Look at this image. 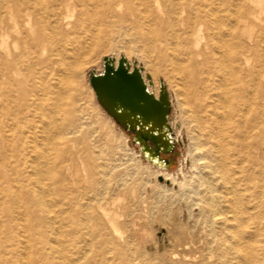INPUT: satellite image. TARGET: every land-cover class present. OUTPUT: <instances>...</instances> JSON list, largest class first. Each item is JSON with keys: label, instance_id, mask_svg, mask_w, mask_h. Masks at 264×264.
Segmentation results:
<instances>
[{"label": "rangeland", "instance_id": "374dc122", "mask_svg": "<svg viewBox=\"0 0 264 264\" xmlns=\"http://www.w3.org/2000/svg\"><path fill=\"white\" fill-rule=\"evenodd\" d=\"M148 1L149 7L161 15L163 29L173 28L177 33V38L169 40L167 55L182 62L186 55L180 50L179 40L185 37L201 70L216 63V83L221 78V67L229 63L228 44L238 32L245 45L242 65L251 71L252 80L246 82L248 91H260L264 80V0H225L219 27L213 22L207 29L200 22L194 24L184 10L175 12L171 0ZM3 2L12 3L0 0V12ZM211 6H219V0H211ZM244 6L253 11L246 17ZM219 16L211 20L217 21ZM69 19L65 28L70 36L65 45L72 47L73 37L78 34L82 47L79 53L65 57L64 81L56 74L51 77V82L65 89L61 99L46 100L58 104V111L51 107L50 117L32 109L19 115L18 88L10 90L7 83H0V188L6 189L0 192V201L9 212L2 217L3 224L0 222V239L6 247L0 252V264H264V165L260 172L263 191L257 196V207L247 213H234L219 197L220 214L210 225L200 223L198 204L208 197L207 178L214 180L217 189L223 185L220 165L211 161L209 168L205 164L210 156L218 157L211 147L216 138L213 130L224 128L211 130L202 121L201 129L196 126L192 119L197 111L193 88L179 80L171 63L159 62L163 55L161 42L153 33L110 13L104 16L99 5L93 15L83 13L75 28L70 26L74 16ZM14 22L15 18L8 21L10 25ZM88 26L89 34H85ZM22 30H27V25L9 28L7 44L0 47V53L8 59L22 48L12 41ZM2 35L0 29V39ZM121 54L130 64L135 61L142 67L154 94L158 93L160 80L166 87L173 137L167 166L142 158L139 145L132 143L131 135L102 109L89 84L88 72L102 70L103 56L116 60ZM19 64L23 74L14 72L10 76L28 86L24 78L26 61ZM54 65L57 67V62ZM66 108L71 111L63 115ZM215 109L220 118L218 126L222 127L223 108L219 105ZM67 120L75 126L68 128ZM64 141L67 151L61 153ZM59 156L65 157L64 178L60 190L54 193L47 171L55 170ZM37 198L41 206L35 202ZM101 209L110 216L113 227L101 215ZM234 214L237 220L228 219L227 224L237 228L243 239L239 241L237 235L227 232L226 243H208L212 235L219 236V226L224 225L219 223L222 217ZM137 219L145 220L143 230L136 228ZM220 251L223 255L219 257Z\"/></svg>", "mask_w": 264, "mask_h": 264}, {"label": "bare ground", "instance_id": "6f19581e", "mask_svg": "<svg viewBox=\"0 0 264 264\" xmlns=\"http://www.w3.org/2000/svg\"><path fill=\"white\" fill-rule=\"evenodd\" d=\"M240 1L237 0L238 3ZM249 1L252 2L253 0ZM11 2L7 4L3 2L1 6L0 29H2L3 35L0 39V47L2 44L5 46L7 44L9 28L25 24L27 25V30H22L18 37L12 38V41L15 44L20 43L22 48L18 53H13L11 59H8L3 52L0 53V83H7L10 90L13 86L15 87L14 89L18 88L16 89V93H18L16 97L20 106L19 115H25L32 109L37 110L40 116L50 117L49 110L51 107H55V110L58 111L59 108L56 107H59L58 104L51 105L46 100L56 97L61 99L65 89L62 90L59 85L51 82V77L56 74L64 81L67 77L62 74L63 70L66 71L65 57L73 53H79L82 47L78 34L73 37L74 45L66 47L65 41L69 38L70 33L65 27L69 24V18L74 16L70 26L75 28L77 26L76 22L80 20L83 13L93 15L96 12L97 5H99L103 10L104 16L105 12L107 14L110 13L111 16L117 17L123 22L127 21L129 24H134L139 30L153 33L157 37L159 42H161L159 50L163 54L160 56L159 62H162V64L165 61L171 63V69H173V73L177 74L179 80L186 82L193 88L197 111L192 116V119L197 122L196 126L198 128H202L201 121L205 122L206 127L211 130L213 128H224L223 130H213L216 138L215 143L211 147L213 151L218 153V157L210 156L211 159L205 164L209 168L212 166L211 161L220 165L223 185L221 189H217L214 187V180L210 177L207 178L206 184L209 194L208 197L201 199V203L198 204L199 222L210 225L214 216L220 214L217 207L219 197L226 203L227 210L234 211V213H247L249 209L258 206L257 196L263 191V185L260 184V172L264 165V80L260 86V91L257 93L248 91L249 87L246 82L252 80L251 71L242 65L244 59L246 60L245 57L241 56V51L245 48V45L242 44L238 32L233 35L230 44H228L227 55L229 63H224L223 67H221V78L219 83H216L214 78L218 71L216 63H211L205 70H201L199 67L200 62L195 59V53L187 46L185 37H181L179 40L180 50L186 55L184 60L178 62V60L173 59V56L167 55L166 49L169 40L170 38H177V33L173 28L171 31L163 29L164 21L161 15L155 8L149 7L148 0H137L136 4H133L131 0H11ZM171 3L175 12L178 13L184 10L187 17L191 16L193 18L194 24L200 22L204 24L205 29L210 27L213 22H216L218 26L219 20L221 17L223 18L225 12V0H219V6L216 7L211 6V0H171ZM242 12L244 17H246L248 13L253 11L248 6H244ZM217 14L220 15L217 21L216 19L211 20ZM12 18H15V22L10 25L8 21ZM89 30L90 27L88 26L84 30L85 34H89ZM23 60L26 61L25 69L27 73L24 78L29 81L28 86L22 84L20 78L10 76L14 72L23 74L21 67H19V61ZM56 62L58 64L57 67L54 65ZM6 69L7 72L4 71ZM219 105L223 108L221 122L224 124L222 127L218 126L220 118L217 117L215 109ZM70 111L68 108L63 109L62 114L67 115ZM198 112H202L205 115L200 117ZM65 123H68V128L75 126L69 120ZM65 141L60 147L59 151L61 153L67 151ZM13 145L14 149L17 150L16 143ZM64 161L65 157H57L55 170L50 169L47 171V175L51 180L50 190L54 193L60 190V183L64 178L62 174ZM5 190V188H0L1 193ZM35 202L40 206L42 205L38 198ZM217 208L218 210H216ZM5 210L4 202L0 201L1 223L2 217L9 215V212L7 213ZM101 215L113 227L111 218L104 209H101ZM228 219L236 221L237 217L235 214L229 218L222 217L219 223L224 225L223 227L219 226L217 233L219 236L212 235L210 237L211 241L209 240L208 243L218 245L226 243L227 232L237 235L236 238L239 241L243 239L241 234L236 232V227L235 230L233 229L234 226L227 224ZM144 221L143 219L135 220L136 228L143 230ZM5 250L4 242L0 239V252H5ZM213 253L215 252L213 251ZM217 255L220 257L223 252L220 251ZM244 258L246 260V256Z\"/></svg>", "mask_w": 264, "mask_h": 264}, {"label": "water", "instance_id": "95a60500", "mask_svg": "<svg viewBox=\"0 0 264 264\" xmlns=\"http://www.w3.org/2000/svg\"><path fill=\"white\" fill-rule=\"evenodd\" d=\"M148 78L142 74L140 65L135 61L130 64L122 54L116 60L103 56L102 70L88 72L97 102L131 135L132 143L139 145L142 158L154 165L167 166L168 160L160 152L173 150L168 92L160 80L158 93L154 94L148 89L152 84Z\"/></svg>", "mask_w": 264, "mask_h": 264}, {"label": "flooded vegetation", "instance_id": "af4514ba", "mask_svg": "<svg viewBox=\"0 0 264 264\" xmlns=\"http://www.w3.org/2000/svg\"><path fill=\"white\" fill-rule=\"evenodd\" d=\"M171 154H172V151H170V152H168V153H162V152H160V156L166 158V159L168 160V162H169V160H170V156H171Z\"/></svg>", "mask_w": 264, "mask_h": 264}]
</instances>
